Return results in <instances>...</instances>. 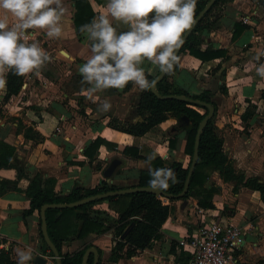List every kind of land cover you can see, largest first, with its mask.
I'll return each mask as SVG.
<instances>
[{"label": "crops", "instance_id": "obj_1", "mask_svg": "<svg viewBox=\"0 0 264 264\" xmlns=\"http://www.w3.org/2000/svg\"><path fill=\"white\" fill-rule=\"evenodd\" d=\"M88 2L94 13L93 19L108 15V0ZM65 5L67 12L62 19L61 37L52 39L44 30H28L33 37L31 42L39 43L49 54V61L38 73L33 71L22 77L26 87L16 95L4 99V91H0V141L14 147L15 155L11 161L21 166L23 172L17 178L15 168L0 167V248L9 249L16 264L17 248H31L32 257L38 254L45 259V264L53 262L46 252L43 253L40 244L37 211L21 215L27 204L21 190L34 174L53 179L52 191L64 195L74 184L84 188H92L101 181L120 187L135 184L137 171L147 169L148 161L121 154L123 146L131 148V152L136 150L145 158L159 156L186 165L184 132L172 130V120L168 117L142 136L122 133L107 123L110 117L120 122L139 119L135 105L140 89L134 84L129 83L126 89L98 91L91 98L85 94L89 87L87 83L81 87L73 86L72 80L80 79L79 68L90 56V45L87 33L83 32L80 40L76 35L72 22L73 2L65 0ZM221 9L216 26L199 31L198 48L201 51L222 49L224 56L200 61L185 50L178 55L176 70L168 73L167 81L189 93L210 90V101L215 105L214 130L222 138L223 153L236 173L255 176L264 184V76L257 72L264 64V7L254 0H231L223 3ZM3 15L7 16L9 26L16 22L10 13L0 10V16ZM108 18L116 30H129L128 24L110 15ZM235 23L245 28L232 37ZM59 63L65 68L53 71L52 67ZM217 64L218 70L214 69ZM141 67L149 76L159 71L158 66L147 60ZM105 101L111 105L107 111L102 109ZM248 102L255 106V113L241 120L240 115ZM165 126L168 130L164 133L158 131ZM25 128L31 131L24 132ZM96 137L107 142L109 147L99 144L95 150H88L89 158L83 150ZM168 137L174 138L172 148L167 146ZM97 161L98 169L95 168ZM111 161L115 162V168L108 178H104L102 173ZM210 180L211 177H207L203 188L210 187ZM232 185V181H215L217 191L210 198L211 208L198 206L193 192L185 198L165 199L168 214L158 230L159 236L149 247L129 258L108 260L112 246L109 231L89 232L80 239L69 236L62 241L60 251L70 254L89 243L90 247L100 251L98 259L104 264H181L175 261L177 254L184 252L177 246V240L193 232L202 219H214L237 226L246 223L253 226L234 251L231 264H264V198L261 199L257 191L241 185L232 192ZM103 203L92 205L89 216L98 212L109 219L115 214L107 206V214L106 209L99 210ZM79 223L76 222V229Z\"/></svg>", "mask_w": 264, "mask_h": 264}, {"label": "trees", "instance_id": "obj_2", "mask_svg": "<svg viewBox=\"0 0 264 264\" xmlns=\"http://www.w3.org/2000/svg\"><path fill=\"white\" fill-rule=\"evenodd\" d=\"M71 1L73 2L74 8L72 22L76 35L80 40V35L83 33L80 30L81 26L90 23L93 20L94 13L91 10L88 0ZM228 1L231 0H215L213 2L207 12L203 14L201 19L195 24L191 32L185 38L184 44L180 48L177 57L185 50L189 55L200 61L224 56V51L222 49L206 48L202 51L199 50L198 45L201 40L198 37V33L199 31L208 30L216 26L217 17L211 16L210 12L215 6ZM254 1L264 7V0ZM206 2L207 0H196L194 17ZM243 28H245V26L235 23L231 36H236ZM117 32L121 31L117 30ZM176 67L177 64L175 63L173 70H176ZM214 69L218 70L220 69V66L217 64ZM223 71L224 68L220 70L219 74V80L221 82L223 81ZM146 76L149 80L153 77L149 75ZM167 76L168 73H165L162 79L156 83V90L160 95L182 94L192 99L200 101L206 100L213 106V113L211 117L207 119L206 124L202 128L199 135L197 158L189 176L187 190L180 198H185L189 196L190 192H193L194 196L197 198L198 206L211 208V203L209 201L212 194L216 192L217 189L212 183L209 188H203L202 186L209 176V169L217 171L221 182L232 181V192L236 190L238 185H241L242 187L257 191L260 198H264V184L259 182L258 178L255 176L245 177L242 173H236L232 168L230 159H228L223 153L222 138L214 130L215 105L210 101V90H201L198 93H189L188 91L182 90L167 81ZM22 77L23 76H17L11 72L8 73L7 90L4 92V99L18 93L23 81ZM128 86L129 84L124 89ZM135 111L137 116H139L138 120H135L134 122L112 124L111 127L131 136H142L148 130L164 121L167 114H172L177 120L176 129L184 132L183 153L188 156V161L185 166H182L180 162L174 160L167 162L159 156H155L154 159L145 158L137 154L136 150H132L131 152V148L123 146L121 154L148 161V168L137 171L136 183L131 186H150L148 181L151 179L149 175V160L151 159L150 167L153 169L165 167L170 169L174 168L177 182L173 184L170 180L167 190L161 191L167 194L175 195L180 192L182 188L192 153L195 129L198 122L205 115L206 109L204 107L193 106L192 104L175 99H158L148 89L143 91L139 90ZM254 113L255 106L248 102L244 111L240 115V119L246 120ZM180 115H184L188 118L190 122V126L188 128H185L179 121L178 118ZM24 130V132L31 131L30 128H25ZM99 144L109 147L107 142L99 137H96L83 150V153H87L90 158L91 153H88V150H95ZM167 146L169 148L174 146L173 137H168ZM14 155V147L0 141V167L15 168L16 177L19 178L23 175L22 167L16 166L12 163L11 160ZM19 167H21V169ZM95 168H99L98 161L95 163ZM11 182L14 183L15 181ZM52 185L53 179L41 178L37 173L29 177L27 186L21 190L27 198L26 207L22 209L21 215H28L34 210L38 213L40 206L45 203H67L93 194L121 188L120 186L109 184L105 181H101L92 188H84L80 185L74 184L66 194L59 195L52 191ZM159 198L160 197H156L152 193L137 191L108 196L106 198L90 201L76 207L46 208L44 211V219L47 235L58 252L61 264H80L81 256L84 250L87 247H90V244L87 243L83 245L82 248L70 254L61 253L60 246L62 241L69 236L80 239L89 232L103 233L109 231L111 234L116 236V240L110 248L108 256L109 261H115L118 258H129L135 255L136 252L149 247L151 241L159 236L158 230L168 214L167 205L162 204V202H165V198H162V202ZM173 199L174 198H168L167 200L171 201ZM100 201H105L108 207L116 214V216L111 218L109 222H106L105 219H107V217L102 213L96 212L89 216L90 212L88 211L90 210V207ZM77 221L80 223L76 229ZM39 223L40 220L38 217V235L40 237V244L43 247V253L46 252L45 254L51 257V252L48 250L41 238ZM99 252L100 251L97 250L98 255ZM187 258L188 254L181 251L175 257V261L177 263L180 262L181 264H185ZM91 262L92 254H89L86 259V264H91ZM0 264H16L9 249L0 248ZM96 264L104 263L100 262L98 259Z\"/></svg>", "mask_w": 264, "mask_h": 264}, {"label": "clouds", "instance_id": "obj_3", "mask_svg": "<svg viewBox=\"0 0 264 264\" xmlns=\"http://www.w3.org/2000/svg\"><path fill=\"white\" fill-rule=\"evenodd\" d=\"M196 0H108V15H101L81 26L90 41V56L80 66L82 83L89 85L86 95L110 88L124 89L129 83L141 91L155 86L141 67L144 60L171 73L183 46L182 34L194 24ZM0 10L10 13L16 22L9 26L6 15L0 16V91L7 90L9 72L24 76L38 73L49 54L33 41L23 39L29 29H41L49 38L63 34L62 19L67 12L65 0H0ZM151 14V15H150ZM129 25V30L117 32L108 16ZM264 76V64L257 68ZM110 103L102 105L109 110ZM152 157L151 159H154ZM148 181L154 190H167L169 181L177 182L170 168H151ZM17 264L32 260L31 248H17Z\"/></svg>", "mask_w": 264, "mask_h": 264}, {"label": "water", "instance_id": "obj_4", "mask_svg": "<svg viewBox=\"0 0 264 264\" xmlns=\"http://www.w3.org/2000/svg\"><path fill=\"white\" fill-rule=\"evenodd\" d=\"M214 1L215 0H207V2L203 5V7L198 11V13L194 17V24L192 25V27L190 29L186 30L182 34L183 40H185V38L188 36V34L191 32V30L195 26V24L201 19L203 14L205 12H207V10L213 4ZM180 48L176 51V55L178 54ZM164 75H165V73L160 71V69H159V71L152 77L151 80H156V83H157L162 79V77ZM149 91L158 99H175V100H179L182 102L192 104L193 106L204 107L206 109L205 115L198 122L196 129H195L190 162H189L187 172L185 175V179L183 181V185H182L180 192H178L175 195H171V194L164 193L161 190H154L150 186H131V187H121V188H118L115 190H109L106 192L93 194V195L86 196V197L80 198L79 200L72 201V202L42 204L38 210V216H39V220H40L39 230H40V234H41V238H42L43 242L45 243L46 247L48 248V250L52 254V256L50 258L53 260V262L50 264H61V262H60V257L58 255L57 250L55 249V247L53 246L52 242L50 241V239L47 235L45 219H44V211L46 208L76 207V206H79L81 204H84V203H87L90 201L100 200L102 198H106L108 196L121 195V194H126V193H131V192H137V191H144V192L152 193L156 197L163 196L166 199H168V198H174V199L180 198L186 192L187 186H188L189 176L193 170V167L195 165L196 158H197V146H198L199 135H200L202 128L205 126L207 119L209 117H211V115L213 113V106L211 105V103L207 102L206 100L200 101V100L192 99L188 96H184L182 94L160 95L156 90V84L154 87L150 88ZM178 119L185 128H188L190 126V122L186 116L180 115ZM172 130H175V128L172 127ZM114 167H115V162L111 161L106 166V168L104 169L102 176L104 178H108L110 176L111 172L113 171ZM172 170L174 172V168H172ZM89 254H92L91 264H96L97 259H98V253H97V250L95 247H87L84 250V252L81 256L80 264H86V259H87V256ZM45 263H46L45 259L38 254L34 255L32 260H31V264H45Z\"/></svg>", "mask_w": 264, "mask_h": 264}, {"label": "built area", "instance_id": "obj_5", "mask_svg": "<svg viewBox=\"0 0 264 264\" xmlns=\"http://www.w3.org/2000/svg\"><path fill=\"white\" fill-rule=\"evenodd\" d=\"M23 39L31 43L32 34L28 31ZM25 87L26 82L22 81L20 89ZM251 230L253 226L250 223L237 226L226 221L202 219L193 232L179 238L176 243L188 254L185 264H231L234 251L241 246L243 236Z\"/></svg>", "mask_w": 264, "mask_h": 264}, {"label": "rangeland", "instance_id": "obj_6", "mask_svg": "<svg viewBox=\"0 0 264 264\" xmlns=\"http://www.w3.org/2000/svg\"><path fill=\"white\" fill-rule=\"evenodd\" d=\"M222 5V4H221ZM221 5H217V6H215L212 10H211V12H210V15L211 16H214V17H217L218 15H219V11L220 10H222L221 9ZM63 56H64V54H62ZM60 65V66H59ZM59 65H56V66H54V67H52V70L53 71H62L64 68H65V66L63 65V63H59ZM72 82H73V86H75V87H81V86H85L86 84L85 83H82V78L80 77V79L78 78V79H76V77L72 80ZM199 111H201L200 109H198ZM136 113V112H135ZM168 117V118H167ZM166 118L167 119H171L172 121L170 122V125H172L175 129L177 128V120H176V118L172 115V114H167L166 115ZM215 120V119H214ZM125 122V121H124ZM107 123H109L110 125H114V124H117V123H123V122H120V121H118L116 118H114V117H110L109 119H108V121H107ZM166 130H168V126H165L164 128H162V129H158V131H160V132H165ZM177 130V129H176ZM188 157V156H187ZM186 157V161L184 162V165L187 163V161H188V158ZM166 160V159H165ZM167 162H169V161H173V160H166ZM243 160H241V162H242ZM115 168V167H114ZM114 170V169H113ZM208 174H209V176L211 177V180H210V182L213 184V185H215V181L217 182V181H219V177H218V174H217V172H215L214 170H208ZM208 176V177H209ZM210 183V184H211ZM110 184V183H109ZM115 185H118V184H115ZM119 186V185H118ZM160 198V200H161V202H162V198H165V197H163V196H159ZM166 199V198H165ZM167 200V199H166ZM101 202H104L103 203V205L101 206V207H98V209L99 210H102V209H106V206L108 207V205H107V203L105 202V201H100V202H98V203H101ZM96 204V203H95ZM162 204H163V202H162ZM164 204H166V202L164 203ZM90 209H91V207H90ZM108 213V210L106 209V214ZM105 214V213H104ZM113 214V213H112ZM111 217L108 219H105L106 220V222H109L110 221V219L111 218H113V217H115L116 216V214H113V215H110ZM110 233V239H111V242H112V245H113V242L116 240V236L114 235V234H111V232H109ZM135 254H137V252L135 253Z\"/></svg>", "mask_w": 264, "mask_h": 264}]
</instances>
